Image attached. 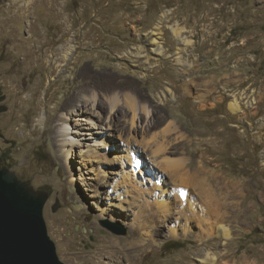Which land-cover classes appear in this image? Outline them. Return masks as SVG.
<instances>
[{
  "label": "rangeland",
  "instance_id": "374dc122",
  "mask_svg": "<svg viewBox=\"0 0 264 264\" xmlns=\"http://www.w3.org/2000/svg\"><path fill=\"white\" fill-rule=\"evenodd\" d=\"M172 27L190 41L181 54L191 64L184 71L175 59L183 46ZM154 36L162 56L149 45ZM69 46L67 66L60 67L54 59L60 62ZM82 74L109 84L120 99L133 96L148 115L137 111L131 126L133 113L120 100L123 117L94 140L84 134L107 125L108 118H96L90 105L77 116L67 109L47 121L45 115L66 100L67 89H76ZM167 87L170 94L159 101ZM92 92L83 97L86 105ZM93 93L106 102L101 91ZM234 99L238 112L228 107ZM60 116L68 124L54 142ZM168 124L177 131L165 135L166 155L187 164L190 158L207 160L202 170L225 184L227 211L220 199L201 211L197 190L192 199L198 210L186 207V214H177L173 202L159 209L158 201L170 202L171 187L144 141ZM99 138L103 145H97ZM63 139L77 142L75 156L66 155ZM128 143L145 159L139 192L117 182ZM89 144L105 155L103 162L79 158ZM0 165L46 196L43 220L63 264H199L192 254L199 248L196 239L214 221L232 233L231 243L218 249L226 255L221 264H264V0H0ZM217 239L213 234L208 242L217 246ZM132 240L143 246L135 254L127 245Z\"/></svg>",
  "mask_w": 264,
  "mask_h": 264
},
{
  "label": "bare ground",
  "instance_id": "6f19581e",
  "mask_svg": "<svg viewBox=\"0 0 264 264\" xmlns=\"http://www.w3.org/2000/svg\"><path fill=\"white\" fill-rule=\"evenodd\" d=\"M28 1L29 0H26V2H28ZM163 18H164V14L160 17L159 21L157 22L156 29H158L160 27V25L162 24ZM171 31H172L173 36L176 38V40L178 42V45L179 46H183V47H179L178 48V52L176 53L175 59H176L177 63L180 66V70L179 71H184L185 69L190 68L191 67V64L188 63V61L186 59H183V56L181 54L185 50V46L186 45H190L189 44L190 41L187 40L185 37L182 36L181 29H179L177 27H172L171 28ZM153 35H155V33ZM149 45H151V47H152V52L154 51L159 56H162L164 54L163 53L162 46H160L161 44H159V42L156 40V37L155 36L150 38V44ZM72 49H73L72 46H69L68 50H66L64 52V54L62 55L61 61L59 62V61H56L54 59V62L55 63H58V66H60V67L67 66V62H68V59L70 58V54H71ZM53 68H54V66H53ZM83 73H85V72H83ZM75 87H76V89L80 88V90L78 92H75V90H76L75 88H73V89H67L66 90V93H65L66 100L64 102H62L61 104H59L58 106L55 105V107L48 113V116L46 117V115H45V118H47V121H50L54 117L59 116L61 114V112H64L67 109H69V111H70V113L68 112L70 116H73V115L74 116H77L80 113H82L86 108H88L89 105H90L91 108L93 107L94 113H92V114H95V117L96 118L102 120L103 119L102 115H105L106 114L107 115L106 118H108V121L106 123L107 125H103V124H98L97 125L96 124L97 127H99V130H95V131L93 130V131L86 132L84 135H88V137L89 136L90 137L89 138L87 137L85 139H92V140H94V139H96V137L94 135H100V136L102 135L103 136V134H105L106 131H109L110 130V128L112 126L111 124H113L114 121L118 120L119 117L120 118L123 117L122 112L120 111V109L117 106V104L119 103L120 100L126 106V108L133 113L132 114V117H131V122H130L131 126L134 125L133 123H134V119L136 117V112L137 111H138V113H140V112L143 113L145 116L148 115V114H146L147 112L145 110V106L144 105L143 106H139V105H141L140 102L138 100H136L133 96H131L129 94H124L121 97V99H120V96L118 94H116V92L114 91L113 87H111L109 84H106L104 81H101L99 83L98 82H95V80L90 79V76L88 77L86 74H84V75L82 74L81 75V80L78 83H76V86ZM98 90L102 92V95L105 97V100L104 101H106V102L102 103L101 101H99V99H96V96L97 95H93L94 94L93 92L98 91ZM90 92H92V96L89 97V99H88L90 101V103L88 105H86L85 103L87 101L84 102L83 101V97L84 96H87V94H89ZM96 93H98V92H96ZM166 93H169L170 94V90H169L168 87L165 88V91L161 92L160 95L156 96L157 99L159 101H162L163 98L166 96ZM228 107H229V109L232 112H238L240 110V108H241L240 105H239V102L236 99L232 100V102H229ZM75 109H76V113H73L72 111L75 110ZM78 111H79V113H78ZM61 116H62V114H61ZM61 116L59 117V119L57 118L59 120V124H58L59 126L55 130L53 129V132L55 133V137L53 138V141L54 142L57 141L56 140V137H60V138L63 137V133H64L65 128H66V124H68L67 123V119L65 117H61ZM36 122H37L38 125H41L44 122V117L43 116H39L37 118ZM175 130L177 131V127L173 126V124H168L167 127L164 130H162V132H160L159 134H154V135H151L150 134L151 136H150V138L148 136V139L147 140H145L146 137L145 138L144 137L142 138V141L145 140L144 141L145 146H148L147 148H149L151 154L154 156V159L152 160V163L154 162V164H157V166L158 165H163L162 166L163 167V170H165V172H167L168 178H169L168 185L171 187V191H169V199L171 198V200H170L169 203L165 201L166 202L165 204H163L162 201H158V207H159V209L161 207H163V206H164V208L167 209V208H169L168 206L173 202V204H175L177 206L179 205V207H180V211L177 214H179V213L182 214V212L185 213V211H186L187 208H189V209H187L188 211L189 210H191V211L198 210L199 208H198V205L196 204L198 202H196L194 204L193 203L194 199H192V198H194V195H195V193L193 192V190H197V194H201L202 195L201 197H203V200H204V202H203L204 204L201 202L202 203L201 205H203V207H201L199 205L201 207V211L204 210V212H206L208 209L211 210V208L216 205V202H218V199H220V201L221 200L223 201L221 203V207H223V209L225 211H227L228 208H229V203L227 202L228 192L226 191V189L224 187L225 184L224 183H221V181H217L216 179H214L211 175L208 174V172L206 170H202V168L204 167V164L206 165L208 163L207 160L204 161V160L201 159V162H198V160H196L195 158H193V159L190 158V161L187 164L182 159L171 158V156L166 155V153L168 154V153H171V152H168L169 151L167 149V146L168 145L166 146V144L168 142L166 143L167 140H165V135L168 134V133H170V131L176 132ZM71 138H73V137H71ZM61 142H62V139H61ZM102 142H103V139L102 138H99L96 143H97V145L98 144L100 145V144H102ZM76 143L77 142L75 140H73V139L72 140L63 139L64 146L69 147V149L67 148V150L65 151L67 153L66 154L67 156L73 157V155L75 156L77 154V153H75V149L77 147L76 146ZM102 145H101V147H102ZM93 146L94 145L91 146L89 144L87 146V148H86L85 151H82L81 150L82 151V154L79 155V158L83 157L85 160L87 159V160H89L91 162H95V163H99L100 161L103 162L105 160V158H104L105 155L104 154L101 155L100 152L95 149V147L92 148ZM132 148H133L132 144H130V143L126 144V147L124 148V151L127 153V155H126V159L127 160L121 164V170H118V171H120L119 181H117L116 179L115 180L117 182H119L123 187H127V186L130 187L131 190L138 188L137 189L138 190L137 192H139L142 189L139 188V185H138L137 182L139 181L138 180L139 176L143 177V180H144V176H145V170H144V168H145V159H144V157L141 156V154H138L136 152H133ZM120 151H122V150H120ZM207 152H208V150H207ZM196 154L194 153L195 157H196ZM138 156H139V159L137 158ZM190 156H192V155H190ZM115 157H118V159H119L120 157L121 158L122 157L124 158L125 156H123L122 154L120 156H118L116 154ZM61 158H62V161L64 162V155H62ZM134 158H137L138 161H141L140 163H142V166H141V168L138 171L135 170L133 168V166H132V163H133V159ZM156 159L157 160L159 159V161L156 162ZM115 161H113V162H115ZM84 163H86V162H84ZM130 164H131V166H130ZM199 174H201V175L204 176V179L202 181H200L199 178H198V175ZM192 178H194V179L196 178L197 179L195 183L192 182L193 181ZM92 179H95V178H92ZM98 183H99V181H98ZM114 185H116L115 184V181H114V184H113L112 187H114ZM121 185H120V187H121ZM202 185H204L205 187L202 188ZM151 189H153V188H151ZM144 190H146V189H144ZM191 190H192V192H191ZM132 193H133V191H132ZM145 193H147V191ZM137 194H136V196L138 197ZM141 194H143V193H141ZM94 196H96V194ZM198 196H200V195H198ZM159 197H160V195H159ZM161 197H162V195H161ZM141 198L142 199H145L143 197H141ZM130 200H131V198H130ZM143 201L145 202V200H143ZM143 201H142V204H144ZM121 202L123 203V201H121ZM127 202H129V201H127ZM135 202H136V200H135ZM146 202L150 203L148 200H146ZM126 205H127V203H126ZM196 205H197V207H196ZM141 208H142V206H141ZM77 212H79V209L72 210L69 213L72 215V214L77 213ZM196 212H198V211H195V213ZM207 212H209V211H207ZM159 213H160V211H159ZM166 213H167V211H166ZM170 214L171 213H169V215ZM158 216H159V214H158ZM189 216H190V214H189ZM182 217L185 218L186 216L184 215ZM138 218L140 219V217H138ZM141 218H142V216H141ZM179 218H181V217H179ZM189 218L190 217H188L187 219L185 218L187 222H189ZM146 224H147V222H146ZM208 226H207L208 228L204 229V231H203L204 233H202L200 235V238H197L196 239V241L200 242L199 243V248L194 253H192V254L194 255V257L196 258V260H197V262L199 264H221V259L224 258V257H226V255L224 256L223 254H221V251L218 250V249L220 248V246H226L227 244L231 243V238H232L231 230L225 224H223V222H218V221H214L213 223L210 222V224ZM213 234L214 235L217 234V237L220 240V243L217 246H212V244H210L208 242L210 240V237ZM140 235H141V233H140ZM142 235H143V233H142ZM104 240H106L105 237H104ZM107 242H109V241H107ZM140 243H141L140 240H132V241L128 242L127 245H128V248H131L133 250V253L135 254V250H136L137 247H139L140 249H141V247H143V246H141L142 244H140ZM117 246H119V245H117ZM116 252H115L114 246H111L110 247V252H109L110 255H113L112 257H115V254L114 253H116ZM143 252H144V250H143ZM119 253H121V252H119ZM116 257H118V256H116ZM100 258H102V256ZM127 259H129V258H127ZM225 264H227V263H225Z\"/></svg>",
  "mask_w": 264,
  "mask_h": 264
},
{
  "label": "water",
  "instance_id": "95a60500",
  "mask_svg": "<svg viewBox=\"0 0 264 264\" xmlns=\"http://www.w3.org/2000/svg\"><path fill=\"white\" fill-rule=\"evenodd\" d=\"M46 196L0 165V264H63L43 220ZM106 227L118 235L123 229Z\"/></svg>",
  "mask_w": 264,
  "mask_h": 264
},
{
  "label": "trees",
  "instance_id": "16d2710c",
  "mask_svg": "<svg viewBox=\"0 0 264 264\" xmlns=\"http://www.w3.org/2000/svg\"><path fill=\"white\" fill-rule=\"evenodd\" d=\"M139 159V158H138Z\"/></svg>",
  "mask_w": 264,
  "mask_h": 264
}]
</instances>
